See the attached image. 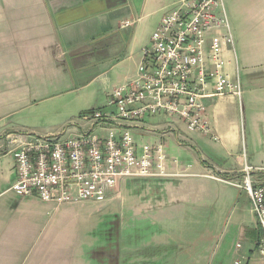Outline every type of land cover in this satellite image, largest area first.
<instances>
[{
	"label": "crops",
	"instance_id": "crops-1",
	"mask_svg": "<svg viewBox=\"0 0 264 264\" xmlns=\"http://www.w3.org/2000/svg\"><path fill=\"white\" fill-rule=\"evenodd\" d=\"M174 1L0 0V264H85L80 218L87 206L107 209L123 198L122 191L119 196L108 193L106 205L104 200L56 206L36 195L20 197L11 188L17 171L7 134L46 135L64 128L77 134L87 129L80 121L68 122L104 107L113 87L137 75L149 42L140 19L155 16L158 25ZM229 4L237 17L233 35L225 10L234 45H225L222 56L231 81H240L241 96L205 100L207 132L188 131L175 116L145 118L134 136L165 144L164 165L170 175L120 181L118 191H126L129 217L163 221L185 216L189 205L210 199L205 179L224 182L220 175H225V180L240 182L244 163L264 167V0ZM124 21L131 24L122 27ZM45 118L63 123L28 124ZM174 153L185 158L176 160ZM208 153L230 165L220 167ZM258 233L249 232L251 246L240 254V262L255 260L252 245Z\"/></svg>",
	"mask_w": 264,
	"mask_h": 264
},
{
	"label": "built area",
	"instance_id": "built-area-1",
	"mask_svg": "<svg viewBox=\"0 0 264 264\" xmlns=\"http://www.w3.org/2000/svg\"><path fill=\"white\" fill-rule=\"evenodd\" d=\"M225 45L233 47V38L222 0H175L143 47L137 75L113 87L104 107L68 122L80 121L87 129L7 134L17 171L12 190L59 206L101 202L110 192L116 196L123 178L169 176L163 144L144 141L139 146L135 131L146 117L175 116L188 131L207 132L205 100L242 93L240 81H231L225 71ZM241 172L240 182L224 181L247 193L259 232L253 251L264 261V167L244 163ZM241 247L235 244L236 251Z\"/></svg>",
	"mask_w": 264,
	"mask_h": 264
},
{
	"label": "rangeland",
	"instance_id": "rangeland-1",
	"mask_svg": "<svg viewBox=\"0 0 264 264\" xmlns=\"http://www.w3.org/2000/svg\"><path fill=\"white\" fill-rule=\"evenodd\" d=\"M224 5L234 35L236 10L230 6L229 0H224ZM139 15L140 12L137 11V16ZM139 26L145 37L149 36L150 39L157 27L155 16L142 17ZM58 122L59 120L45 118L40 121L32 119L28 124L53 127L63 123L57 124ZM135 137L137 143L140 142L139 146L144 141L152 140L150 137ZM212 155L208 153L220 167L230 165L228 159ZM171 157L176 160L185 158L176 153ZM220 176L226 179L225 175ZM129 179L138 181L142 178ZM205 184L210 189V199L203 205L194 202L185 210V216L171 220L158 221L157 218L145 215L129 217L124 199L126 191L123 188L116 194L119 196L122 191L123 198L119 196L114 199L107 209L96 210L94 206H87L88 212H84L79 220L82 221L79 241L85 264H106L107 253L111 249L115 250L117 256L110 259V264H235L244 249L248 250V246H251L248 242L249 232H258L250 200L244 190H239L226 181L205 179ZM108 201L105 200L102 204L106 205ZM127 224L130 226H124ZM158 242L166 244L156 246ZM237 242L242 245L240 251L235 250ZM252 253L255 260L249 264H264L255 251ZM240 264L245 263L241 260Z\"/></svg>",
	"mask_w": 264,
	"mask_h": 264
},
{
	"label": "trees",
	"instance_id": "trees-1",
	"mask_svg": "<svg viewBox=\"0 0 264 264\" xmlns=\"http://www.w3.org/2000/svg\"><path fill=\"white\" fill-rule=\"evenodd\" d=\"M103 249H104V248H103ZM103 249H102V250H103ZM102 250H101V251H102ZM116 256H117V255H116L115 250H114V249H111L110 253H109V252L107 253V258H106L107 260H106L105 263H106V264H110V259L113 260L114 258H116Z\"/></svg>",
	"mask_w": 264,
	"mask_h": 264
}]
</instances>
